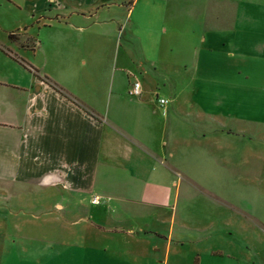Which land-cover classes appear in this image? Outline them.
<instances>
[{
    "label": "crops",
    "instance_id": "1",
    "mask_svg": "<svg viewBox=\"0 0 264 264\" xmlns=\"http://www.w3.org/2000/svg\"><path fill=\"white\" fill-rule=\"evenodd\" d=\"M161 1V9L156 13L145 14L144 10L147 21L143 24L134 15L138 0L127 8L126 23L133 26L130 37L149 49L157 47L160 40L163 42L169 30L174 34L170 37L175 41L172 44L189 49L185 59L193 64V79L187 84V105L198 123L176 121V114L180 115L177 95L182 90L177 94L173 89L170 98L157 92L166 85L167 74L149 72L148 67L161 64L159 56L145 57L140 62L142 72L112 77L109 101L114 88L113 111L117 114L109 113L100 101L69 86L68 78H78L84 64L83 57L79 58L75 51L84 41L79 33L95 29L100 23L95 15L104 8L123 6L124 0H0V201L52 202L72 213V208L85 209V201L97 197L98 201L126 207L134 218H153L142 222L139 231L163 237L151 222L163 224L169 219L170 225L174 223L182 185L176 177H187L181 173L178 159L182 145L209 142V149H203L204 157L212 159L219 157L218 153L225 160L229 150H236L242 141L239 134L244 131L235 123H227L228 119L264 124V113L244 114L239 110L242 106L227 94L230 91L236 97L248 90L244 84L230 82L229 73L244 72L243 79L249 78L248 61L243 59V63L233 62L231 66L228 59L220 61L212 55L217 48L261 60L264 24H207L201 35L196 28L193 30L192 44L193 27L181 30L180 25L184 19L189 22V17H196V7L170 10L165 7L166 1ZM220 15L225 14L216 13ZM49 60L56 64V69L49 67ZM262 78L259 84H253L259 96L264 95ZM135 80L141 82L139 96L130 94ZM148 92L152 93L150 99L146 97ZM95 93L96 90L91 95ZM129 95L135 98L127 99ZM157 97L168 100L164 108L158 105ZM184 159L188 161L187 156ZM186 181L193 182L189 178ZM86 213V219L96 226L95 212L88 209ZM127 229L125 235L137 244L139 235L134 234L133 228ZM81 237L88 243L87 250L97 249L98 233ZM183 239H173L169 229L161 256L147 253L146 261L135 263L134 256L139 253L127 248V264H216L204 263L202 257H236L212 246L193 251V263L188 259L186 263H169L171 240L182 243ZM157 245L152 242L149 251H160L159 247H151ZM45 246L51 247L49 243ZM37 251L32 248L30 253Z\"/></svg>",
    "mask_w": 264,
    "mask_h": 264
},
{
    "label": "rangeland",
    "instance_id": "2",
    "mask_svg": "<svg viewBox=\"0 0 264 264\" xmlns=\"http://www.w3.org/2000/svg\"><path fill=\"white\" fill-rule=\"evenodd\" d=\"M132 1L124 0L123 6L102 9L95 15L100 20L95 29L92 27L79 33L84 36V41L75 51L79 58L83 57L84 64L80 66L78 78L67 77L69 86L78 88L83 96L100 101L109 113L117 114L113 111L114 88L109 101L112 77L142 72L140 62L145 57L159 56L162 60L161 64H155L156 69L148 65L149 72L167 74L164 81L166 85L160 86L157 92L170 98L173 97L170 91L174 89L179 94L182 90L181 95H177L176 105L180 109V115L176 114V121L198 123L187 105L190 91L187 84L193 79V64L185 59L189 57V49L185 45L177 48L175 43L172 44L175 41L170 37L174 34L169 30L163 42L160 40L156 43L157 47L145 49L141 43L132 40L130 33L133 26L126 23L127 8L135 5L137 0L134 3ZM165 1L166 9L170 10L196 7V17L192 15L189 22L184 19L180 25L181 30L185 26L193 27L192 44L193 30L196 28L201 35L207 24H264V0ZM161 4V0H138L134 15H138L141 24L146 23L144 10L145 14L147 11L154 14L157 9H161ZM222 12L225 15L216 16V13ZM244 12L247 13L246 16H243ZM248 14L251 15L247 16ZM235 35L236 33L233 34ZM196 40L199 44L200 39L197 37ZM212 55L220 61L228 59L231 66L233 62L243 63V59L248 61L250 70L246 73L249 78L243 79L244 72L238 74L229 71L230 82L244 84L249 87L248 90L241 91L236 97H232L230 91L227 94L235 100V104L242 106L239 110L245 111L244 114L257 116L258 112L264 113V95L259 96L253 86L263 79L264 58L260 60L244 57L236 52L226 53L217 48ZM38 58L44 60L43 56L38 55ZM49 67L57 68L51 60ZM94 90L96 93L91 95ZM132 97L135 98L129 95L127 99ZM146 97L150 99L152 93L148 92ZM227 123H235L244 130L239 134L242 141L237 144L236 150H229V154L225 156L228 160H224L220 157L222 154L218 153L220 159L217 156L206 159L203 149L205 148V152L209 149V142L207 145H182L178 159L181 173L187 177H176L181 180L182 185L178 192L174 223L170 225L169 219L163 224L151 222L163 237L139 231L142 222H150L153 218H134L126 207L105 201L86 200L87 208L75 207L71 209L72 213L64 212L52 202L34 203L23 199L21 203L10 204L0 201V264H127L130 257L126 255L127 248L137 250L139 256H134V260L135 263H140L147 259V253L152 257L164 253L169 229L172 230L173 239L184 238L182 243L171 240L169 263H186L187 259L193 263V251L213 246L236 257L203 256L204 263L264 264V124L258 125L236 118L228 119ZM185 156L188 157L187 162ZM188 178L193 181L192 184L186 181ZM88 196L90 197V193H87V199ZM88 209L95 212L96 226H92L86 219ZM128 227L139 235L136 238L139 242L135 245V241L125 235ZM91 233L100 235L96 238L99 243L97 249L87 250L88 243L81 236ZM152 242L158 245L151 247H159L160 251H149ZM48 243L51 247L46 249L45 245ZM32 248H37V253H30Z\"/></svg>",
    "mask_w": 264,
    "mask_h": 264
},
{
    "label": "built area",
    "instance_id": "3",
    "mask_svg": "<svg viewBox=\"0 0 264 264\" xmlns=\"http://www.w3.org/2000/svg\"><path fill=\"white\" fill-rule=\"evenodd\" d=\"M141 82L138 81V80H135L133 83H132V87H131V90H130V94L131 95H135V96H139L141 94ZM157 103L159 106L163 107L167 104L168 100L164 97H157L156 99ZM98 200L97 197H94L93 198V201H96Z\"/></svg>",
    "mask_w": 264,
    "mask_h": 264
}]
</instances>
